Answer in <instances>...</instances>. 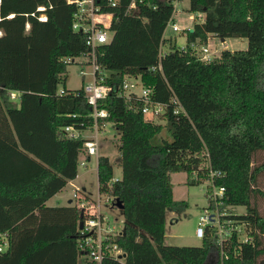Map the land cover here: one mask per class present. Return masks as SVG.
<instances>
[{"label": "trees", "instance_id": "1", "mask_svg": "<svg viewBox=\"0 0 264 264\" xmlns=\"http://www.w3.org/2000/svg\"><path fill=\"white\" fill-rule=\"evenodd\" d=\"M176 1L137 0L128 11L132 0H119L105 9L115 13L113 38L99 46L97 60L113 88L98 107L109 111L121 137L122 177L111 192L124 205L126 223L116 242L125 264H205L211 251L216 264H258L264 256V215L255 202L264 197L258 187L264 159L255 164L264 155V0H190V10L205 19L187 31L186 46L172 44L161 56ZM76 9L68 0H0V233L9 242L0 264L81 259L77 210L47 205L77 178L87 156L84 139L70 138L64 127L92 123L83 88L64 86L59 93L68 65L90 52L86 34L73 29ZM212 36L245 37L248 47L224 49L205 62L191 44H207ZM127 76L155 86L158 101L176 95L186 114L171 109L165 124L146 119L138 103L120 94ZM163 128L171 140L160 136ZM98 166L105 185L114 164L101 155ZM212 170L223 173L215 181L226 187L220 208H246L226 218L244 223L251 242L239 241L234 231L221 247L208 231L201 246L167 245V209L187 205L174 198L171 173L185 171L191 184H200Z\"/></svg>", "mask_w": 264, "mask_h": 264}, {"label": "built area", "instance_id": "2", "mask_svg": "<svg viewBox=\"0 0 264 264\" xmlns=\"http://www.w3.org/2000/svg\"><path fill=\"white\" fill-rule=\"evenodd\" d=\"M137 0H132L128 7V11L135 9ZM141 2L144 0H140ZM68 3L76 5L74 14L73 29L86 34L87 45L90 52L81 57H86L90 63L92 70L90 71L92 79L84 80L82 87L89 104L92 107V123H81V129L73 125L64 127V131L70 138H83L86 155L88 157H96L97 159V189L95 193L91 192L87 187L75 188L71 197V205L75 207L79 214L78 233L79 247L81 249V259L79 264H104L108 259L116 260L125 264L126 253L123 248L116 242V239L122 233H115V226L108 224L105 227L107 217L104 215V209L108 206L111 208L117 207V198L112 194L111 188L118 181L113 177L105 185L99 180V157L101 156L100 149V133L103 132L108 124L110 116L107 109L98 107L99 101L106 98L112 90V86L106 82L107 74L98 63L97 54L99 46L109 43L112 38V23L115 16L114 12L105 11L107 7H116L119 0H68ZM44 7H40L39 10ZM178 10L177 1L174 3V13ZM173 18L169 20L168 25H173L174 30L178 31L179 27L174 24ZM198 21L205 19V14L195 12ZM40 19L46 20V16H41ZM29 26V25H28ZM192 30V29H189ZM188 31V30H187ZM191 47L196 50L201 60L205 62L212 61L210 50L206 44L194 42ZM74 59L68 57L66 62H72ZM75 61V60H74ZM89 71L82 70V74L86 76ZM59 93H65V90L59 89ZM120 94L132 103H138L146 119L148 116L153 118L164 116L172 109L174 114H186L185 108L177 98L173 95L168 102L158 101L155 98L156 89L153 85H145L139 76H127L120 90ZM14 99L18 98L17 93H13ZM76 117V115H73ZM165 119V118H164ZM151 120V119H148ZM90 131L87 135L84 132ZM79 166L88 168L87 160L81 158ZM221 171L212 170L208 180L210 188L208 192L209 206L204 208L200 215L199 224L196 234L204 239L208 231L211 236L217 237V242L221 247L232 240L233 232L237 231L238 239L241 242H251V236L248 235L246 225L237 223L235 220L226 218L227 210H222L220 207L224 204L226 197V187L217 185L215 179L222 177ZM196 179V175L194 176ZM105 196V198H104ZM82 223V226H80ZM229 224V225H228ZM9 246L8 233H0V253L4 252ZM224 257V250H222Z\"/></svg>", "mask_w": 264, "mask_h": 264}, {"label": "rangeland", "instance_id": "3", "mask_svg": "<svg viewBox=\"0 0 264 264\" xmlns=\"http://www.w3.org/2000/svg\"><path fill=\"white\" fill-rule=\"evenodd\" d=\"M178 10L174 13V24L179 27V30H174L173 25L165 27L164 36L170 40L176 47L183 48L186 46L187 30L193 29L195 23L198 21L195 12L190 10V0L177 1ZM111 38L113 32L110 33ZM210 50L212 57H217L224 49L237 50L246 49L248 47L247 38H220L213 36L210 38L209 43L206 45ZM171 50V46L168 44H160V55H165ZM85 69L89 73L84 76L82 70ZM92 70L90 63L86 57H78L74 63H71L67 67L66 83L60 85V89L66 86L69 90H78L82 87L84 80L92 79L90 71ZM18 101V98H15ZM148 119L156 123H166V119L163 116L153 118L148 116ZM90 135V131L84 132ZM160 136H163L169 140V136L166 128H163ZM101 155L109 156L114 164V177L117 179L122 177V168L120 166L121 153L119 151V145L121 142L120 134L114 129L113 124L108 122L105 130L100 133ZM264 159L263 153H259L256 156L255 164ZM91 167L93 170L87 171V169L79 166L78 178L71 183L67 184L60 194V203H66L68 198L71 199L75 188L87 187L91 192L95 193L97 189L98 176L95 172L96 157H92ZM258 187L264 191V172L258 179ZM171 182L173 184L174 198L176 200L186 201V206L168 208L166 212V234L165 243L167 245L177 246H201L204 239L197 236L196 231L199 224L200 215L203 213L204 208L209 206L208 192L210 188V182L204 180L200 184H191L188 181V174L185 171L171 173ZM105 198V196H104ZM55 200H50V205L55 204ZM255 202L258 205L259 211L264 215V197L257 196ZM227 215L231 214V211L237 214H243L246 212L244 206L228 207ZM104 215L107 217L105 227L108 224L115 226V233H122L125 228V218L122 209L110 206L104 209ZM229 225V224H228ZM218 255L216 251H211L205 264H216ZM258 264H264V256L259 260Z\"/></svg>", "mask_w": 264, "mask_h": 264}, {"label": "crops", "instance_id": "4", "mask_svg": "<svg viewBox=\"0 0 264 264\" xmlns=\"http://www.w3.org/2000/svg\"><path fill=\"white\" fill-rule=\"evenodd\" d=\"M213 37V36H212ZM164 38H165V36H164ZM166 39V38H165ZM209 41H210V39H209ZM209 43V42H208ZM207 43V44H208ZM168 45H170V46H172V42L171 41H169L168 43H167ZM206 44V45H207ZM83 158H85L86 160H87V165H88V168H86L87 169V171H89V170H93L92 168H90L91 167V162H92V157H88V156H84ZM95 172L97 173V159H96V166H95ZM77 178H78V176H77ZM76 178V179H77ZM76 179H74V180H76ZM74 180H72V181H74ZM72 181H70L69 183H71ZM68 183V184H69ZM65 188V187H64ZM63 188V189H64ZM85 188V187H84ZM63 189L60 191V192H58L57 194H55L52 198H50L48 201H47V205H49V206H67V205H70V206H72L71 205V199L70 198H68L67 200H66V203L64 204V203H60V201H59V199H60V194L62 193V191H63ZM52 199H54L56 202H55V204H52V205H50L49 203H50V200H52Z\"/></svg>", "mask_w": 264, "mask_h": 264}, {"label": "water", "instance_id": "5", "mask_svg": "<svg viewBox=\"0 0 264 264\" xmlns=\"http://www.w3.org/2000/svg\"><path fill=\"white\" fill-rule=\"evenodd\" d=\"M116 205H117L118 208H120V209H123V208H124L123 203H122L121 200H119V199H117ZM80 226H82V223H80Z\"/></svg>", "mask_w": 264, "mask_h": 264}]
</instances>
